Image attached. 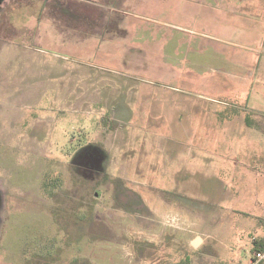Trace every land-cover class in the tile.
<instances>
[{"label":"rangeland","instance_id":"1","mask_svg":"<svg viewBox=\"0 0 264 264\" xmlns=\"http://www.w3.org/2000/svg\"><path fill=\"white\" fill-rule=\"evenodd\" d=\"M235 6L0 0V264H250L264 24Z\"/></svg>","mask_w":264,"mask_h":264},{"label":"crops","instance_id":"2","mask_svg":"<svg viewBox=\"0 0 264 264\" xmlns=\"http://www.w3.org/2000/svg\"><path fill=\"white\" fill-rule=\"evenodd\" d=\"M220 4L224 7L228 6V0H220ZM235 8L237 9L238 17H240L239 21H242L244 18H250L264 24V0H236ZM257 29L260 32L264 31L263 26L259 24ZM203 244L204 242L201 241V246Z\"/></svg>","mask_w":264,"mask_h":264},{"label":"trees","instance_id":"3","mask_svg":"<svg viewBox=\"0 0 264 264\" xmlns=\"http://www.w3.org/2000/svg\"><path fill=\"white\" fill-rule=\"evenodd\" d=\"M253 255L256 254L257 252H261L264 250V241H255L254 242V247H253ZM176 264H189V258L186 257L185 261H180Z\"/></svg>","mask_w":264,"mask_h":264},{"label":"built area","instance_id":"4","mask_svg":"<svg viewBox=\"0 0 264 264\" xmlns=\"http://www.w3.org/2000/svg\"><path fill=\"white\" fill-rule=\"evenodd\" d=\"M264 261V252H257L254 254L252 259H250V264H259L260 262Z\"/></svg>","mask_w":264,"mask_h":264},{"label":"flooded vegetation","instance_id":"5","mask_svg":"<svg viewBox=\"0 0 264 264\" xmlns=\"http://www.w3.org/2000/svg\"><path fill=\"white\" fill-rule=\"evenodd\" d=\"M5 0H3L4 2ZM5 206H4V203H3V198H2V195L0 194V215H1V212L4 210ZM0 225H2V221H1V216H0Z\"/></svg>","mask_w":264,"mask_h":264}]
</instances>
